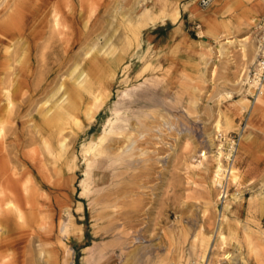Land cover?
Instances as JSON below:
<instances>
[{"label":"rangeland","instance_id":"1","mask_svg":"<svg viewBox=\"0 0 264 264\" xmlns=\"http://www.w3.org/2000/svg\"><path fill=\"white\" fill-rule=\"evenodd\" d=\"M14 5L0 27V264H264V94L244 85L256 15L240 9L230 44L186 26L178 56L161 45L169 26L145 29L159 18L147 0H0V25ZM219 133L239 137L226 199Z\"/></svg>","mask_w":264,"mask_h":264},{"label":"crops","instance_id":"2","mask_svg":"<svg viewBox=\"0 0 264 264\" xmlns=\"http://www.w3.org/2000/svg\"><path fill=\"white\" fill-rule=\"evenodd\" d=\"M147 2L151 3V8L149 10L155 11L159 18L145 27V29L155 25H158L160 28L169 26V28H164L160 34L161 45L163 49L176 51V55L178 56L180 55L183 44L185 45L187 41L190 43L193 41L185 32L186 26L193 27L195 24H202V34H204V36L210 39L221 38L223 36L232 37L228 38L231 40L226 39L224 42V44H230L235 37V31L230 26L233 25V21L241 18L239 13L240 9H246L248 16L245 21H249V18L253 17L251 14H255L258 19L264 15V0H217L216 2L213 1L214 3H212V5H209L214 6L216 3L217 7L203 10L198 8L195 3L196 0H147ZM175 9L179 12L176 21L171 17ZM220 16H224V18ZM235 40L242 45L241 42L247 40V37L236 38ZM196 48L199 49V47ZM245 49L247 54H249V51L252 49L250 53L252 54L253 46H251L249 42L245 45ZM175 60L173 64L180 65L186 63L183 58H176ZM192 61V65H195L197 63V58H194ZM3 176L4 175L0 171V179L3 178ZM2 183V180H0V193ZM3 202V198H0V205ZM10 203L11 205H8ZM6 205L13 206L12 199H8ZM86 247L83 248L84 252Z\"/></svg>","mask_w":264,"mask_h":264},{"label":"built area","instance_id":"3","mask_svg":"<svg viewBox=\"0 0 264 264\" xmlns=\"http://www.w3.org/2000/svg\"><path fill=\"white\" fill-rule=\"evenodd\" d=\"M209 0H201L202 5H207ZM195 29L198 30L199 26L195 25ZM253 44H254V59L250 66L247 68L244 76V85L248 87L249 84L253 86V91L250 97H254V100L258 95L264 94V15L257 19L253 27ZM217 148L215 149L216 155L219 156L222 162L223 169H227L234 166L235 154L239 137L237 134L223 135L219 133L216 136ZM221 153V154H220ZM224 172L225 178L227 172ZM224 176L222 184L219 187L220 198H227V190L224 187Z\"/></svg>","mask_w":264,"mask_h":264},{"label":"bare ground","instance_id":"4","mask_svg":"<svg viewBox=\"0 0 264 264\" xmlns=\"http://www.w3.org/2000/svg\"><path fill=\"white\" fill-rule=\"evenodd\" d=\"M14 6H15V7H14ZM14 6H13V7H14L13 12H14V13L9 17V20L7 19V21L1 23L0 27H5V28H7L8 26H10V24H12V22L14 21V18L17 17V15H18V10H17L18 7H16V5H14ZM22 6H23V5H22ZM176 6H177V3H176ZM20 8H21V7H20ZM174 8H175V7H174ZM178 13H179V12H177V9H175L174 12L172 13V19H173V20L176 21V19L178 18ZM7 14H8V13H7ZM145 15H146V13L143 12L140 16H138V17L136 18L135 21L142 19L143 17H145ZM7 16H8V15H7ZM122 17L125 19L126 22H128V23L130 24V26H132L131 29H130V32H131L133 35L136 36V34H135V33H136V27H135V25H134V22L132 21L133 18H131V14L129 13V11H127V12H125V13H122ZM126 24H127V23H126ZM127 25H128V24H127ZM110 40H111V39H110L109 37H108L106 40H104V41H105V45H107L108 47H109V42H110ZM107 46H106V47H107ZM243 50H244V49H243ZM251 50H252V49H251ZM251 50L249 51L250 53H251ZM250 53H249V54H250ZM253 53H254V52H253ZM249 54H247V51L245 50V55H249ZM252 55H253V54H252ZM244 58H245V57H244ZM253 58H254V57H253ZM111 61H112V60H111ZM73 73H74V72H73ZM82 73H83V72H82ZM80 76H81V73H79L78 75H76V77L74 78L75 81H77V80L80 78ZM78 81H79V80H78ZM79 82H80V81H79ZM248 87H249V88H248V91H253V86H252L251 84H249ZM249 89H250V90H249ZM143 95H144V94H143ZM64 97H65V96H64ZM258 97H259V96H258ZM257 99H258V98H257ZM243 100H244V99H243ZM256 101H257V100H256ZM243 102H245V101H243ZM247 102H248V101H247ZM60 104H61V103H57V104H56V107H58V108L61 107ZM140 109H141V108H140ZM152 110H153V109H152ZM134 113H135V112H134ZM138 113H139V111H138ZM143 113H144V112H143ZM145 113H147V112H145ZM151 113H152V111H151ZM139 114H140V113H139ZM148 114H150V113H148ZM152 114H153V113H152ZM152 114H151V116H152ZM156 114H159V112L156 113ZM156 114H155V115H156ZM134 115H136V114H134ZM140 115H141V114H140ZM153 115H154V114H153ZM155 115H154V116H155ZM143 116H145V114H144ZM92 117H93V116H91V114H90V112H89V113L87 114V118L90 120V119H92ZM138 117H139V116H138ZM145 117H146V116H145ZM157 117H158V116H157ZM115 118H116V117H115ZM140 118H141V117H140ZM148 118H149V117H148ZM116 119H117V118H116ZM128 119H129V118H128ZM136 119H137V118H136ZM165 119H166V118H165ZM117 120H118V119H117ZM117 120H116V121H117ZM149 121H150V120H149ZM117 122H118V121H117ZM125 122H126V121H125ZM139 122H141V124H142V121L139 120ZM169 122H170V121H169ZM110 123H111V122H110ZM114 123H115V122H114ZM119 123H121V122H119ZM133 123H134V122H133ZM162 123H163V122H162ZM171 123H172V122H171ZM112 124H113V123H112ZM125 124H126V123H125ZM141 124H140V125H141ZM130 125H131V124H130ZM140 125H139V127H140ZM143 125H144V123H143ZM173 125H174V124H173ZM173 125H171L170 123L164 121V126H166L169 130L172 129V126H173ZM111 126H113V125H111ZM131 126H132V125H131ZM135 126H136V125H135ZM117 127H119L120 129H122V128H123V125H122V128H121L120 126H117ZM124 127H125V126H124ZM139 127H138V128H139ZM141 127H142V126H141ZM173 127H174V126H173ZM103 128H104V127H103ZM119 128H118V129H119ZM131 128H132V127H131ZM131 128L129 127V129H131ZM138 128H137V129H138ZM167 128H166V129H167ZM143 129H144V128H143ZM153 129H154V128H153ZM158 129H159V128H158ZM145 130H146V129H145ZM159 130H160V129H159ZM124 131H125V130H124ZM133 131H134V130H133ZM139 131H140V130H139ZM107 132H108V131H107ZM116 132H118V131H116ZM140 132H142V128H141V131H140ZM143 132H145V131H143ZM114 133H115V132L112 131V132H111V135H115ZM126 133H127V132H126ZM126 133H124L123 130H121V132L119 131L118 134H117V133H116V134H117V136H118V135H119V136L122 135V137H123V135H124V138H125L126 141H127V140H129V136H126V135H125ZM130 133H132V132L130 131ZM138 133H139V132H138ZM107 134H108V133H107ZM107 134H106V135H107ZM109 134H110V132H109ZM127 134H128V133H127ZM140 134H141V133H140ZM140 134H139V135H140ZM143 134H144V133H143ZM143 134H142V135H143ZM100 135H101V134H100ZM102 135H103V134H102ZM137 135H138V134H137ZM104 136H105V134H104ZM115 136H116V135H115ZM115 136H114V137H115ZM99 137H100V136H99ZM131 137H132V135H131ZM135 137H136V135H135ZM139 137H140V136H139ZM100 138H101V140H102V137H100ZM120 138H121V137H120ZM120 138H119V139H120ZM140 138H141V137H140ZM117 139H118V138H117ZM130 139H131V138H130ZM101 140H100V141H101ZM133 140H134V141H135V140L137 141L138 139L136 138V139H133ZM117 141H118V140H117ZM117 141H116V139H114V138H110L109 141H108V144H107V145H108V148H111L112 143H113V144H114V143H117ZM122 141H123V140H122ZM126 141H124V144H125ZM101 142H103V141H101ZM104 142H105V141H104ZM104 142H103V143H104ZM129 142H130V143H129ZM129 142H126V143H128L129 145L132 146L133 144L131 143V140H130ZM103 143H102V145H103ZM119 143H120V142H119ZM122 143H123V142H121V145H123ZM136 143H137V142H136ZM100 144H101V143H100ZM107 145H106V146H107ZM117 145H118V144H117ZM119 145H120V144H119ZM129 145H128V148H129ZM134 145H135V144H134ZM99 146H100V145H99ZM115 146H116V145H115ZM115 146H113V147H115ZM124 146H125V145H124ZM83 147H84V146H83ZM88 147H89V146H88ZM95 147H96V146H95ZM95 147H94V148H95ZM117 147H119V146H117ZM139 147H140V146H139ZM94 148H93V149H94ZM115 148H116V147H115ZM119 148H122V147H119ZM128 148H127V150H126V148H125V150L128 151ZM89 149L91 150V147H90ZM103 149H104V148H103ZM103 149H101V150L103 151ZM106 149H107V148H106ZM120 150H121V149H120ZM129 150L132 151L131 148H130ZM92 151H93V150H92ZM98 151H99V150H98ZM107 151H108V150H107ZM131 151H130V152H131ZM94 152H95V151H94ZM103 152H104V151H103ZM103 152H102V153H103ZM118 152H119V151H118ZM130 152H129V153H130ZM133 152H134V151H133ZM116 153H117V152H116ZM116 153H115V154H116ZM131 153H132V152H131ZM142 153H144V152H142ZM100 154H101V153H100ZM132 154H133V153H132ZM144 154H145V153H144ZM220 154H221V153H220ZM93 155H94V154H93ZM93 155H92V156H93ZM96 155H97V154H96ZM104 155H105V152H104V154H103L102 156H104ZM117 155H118V156H117ZM141 155H143V154H141ZM141 155H140V156H141ZM122 156H123V155H122ZM133 156H135V155H133ZM137 156H138V155H137ZM140 156H138V157H140ZM105 157L108 158L106 155H105ZM111 157H112V156H111ZM113 157H114V155H113ZM115 157H117V159H119L120 161H124V160H125L123 157H121V154H120V156H119V154H116ZM115 157H114V158H115ZM93 158H94V157H93ZM101 158H102V157H101ZM103 158H104V157H103ZM103 158H102V159H103ZM114 158H113V159H114ZM218 158H219V157H218ZM91 160H92V159H91ZM111 160H112V159H111ZM115 160H116V159H115ZM115 160H114V161H115ZM119 160H118V161H119ZM133 160H134V158H133ZM144 160H145V159H144ZM118 161H117V162H118ZM134 161H135V160H134ZM217 161H219V159H218ZM87 162H88V161H87ZM101 162H103V161L101 160ZM125 162H126V161H125ZM125 162H124V163H125ZM138 162H139V161H138ZM90 163H91V162H90ZM105 163L107 164V162H105ZM113 163H115V162H113ZM126 163L129 164V162H126ZM143 163H144V162H143ZM94 164H95V163H94ZM130 164H131V161H130ZM100 165H101V164H100ZM123 165H124V164H123ZM134 165H135V164H134ZM97 166H98V165H97ZM106 166L109 167L108 165H106ZM110 167H111V166H110ZM114 167H115V166H114ZM127 167H129V166H127ZM103 168H105V167H103ZM116 168H117V167H116ZM130 170H131V169H130ZM227 170L230 172V178H231L232 180H234V179H235V173H234V170H233V165H232L231 167H229ZM110 171H111V170H110ZM115 171H116V170H115ZM225 171H226V170L223 169L222 165H220V164L218 163L217 171H215V173H214V174H216L215 177H216V178H220V175H222V173H224ZM228 171H227V172H228ZM111 173H112V172H111ZM110 175H111V174H110ZM87 177H88V176H87ZM222 177H223V176H222ZM227 177H228V176H227ZM118 178H119V177H118ZM224 178H225V177H224ZM135 179H136V178H135ZM214 179H215V178H214ZM113 182H114V180H113ZM113 182H112V184H113ZM216 182H217V181H216ZM217 183H218V182H217ZM81 184H82V183H81ZM89 184H90V183H89ZM117 184H118V183H117ZM114 185H115V184H114ZM83 189L86 190L85 187H84ZM81 192H82V191H81ZM81 194H82V193H81ZM83 194H84V193H83ZM95 194H96V193H95ZM116 194H117V193H116ZM85 195H86V194H85ZM98 196H99V195H98ZM84 197H85V196H84ZM256 197H257V196H256ZM106 202H107V201H106ZM104 204H105V203H104ZM107 206H108V205H107ZM227 207H228V206H227ZM226 209H227V208H226ZM227 210H228V209H227ZM112 232H113V231H112ZM219 232H220V230H219ZM110 233H111V231H110ZM217 233H218V232H217ZM220 233H221V232H220ZM113 234H114V233H113ZM124 234H125V233H124ZM218 234H219V233H218ZM111 235H112V234H111ZM119 235H120V234H119ZM114 236H115V235H114ZM116 236H117V235H116ZM222 236H223V235H222ZM122 237H123V235H122ZM122 237L120 236V238H122ZM185 238H186V237H185ZM219 238H220V237H219ZM222 238H224V237H222ZM113 239H116V237L113 238ZM113 239H112V240H113ZM134 239L137 240L136 238H134ZM194 240H195V239H194ZM108 241H109V240H108ZM138 241H139V240H138ZM138 241H137V242H138ZM120 242H121V241H120ZM122 242H123V241H122ZM116 243H117V242H116ZM111 245H112V244H111ZM118 245H119V244H118ZM122 245H123V243H122ZM123 246H124V245H123ZM123 246H122V247H123ZM108 248H109V246H108ZM111 248H112V247H111ZM139 248H140V247H139ZM97 249H98V248H97ZM112 249H113V248H112ZM95 250H96V249H95ZM98 250H99V249H98ZM146 250H147V249H146ZM89 251H90V250H88L86 253L89 254ZM91 251H92V250H91ZM91 251H90V253H92ZM131 251H132V250H131ZM135 251H136V250H135ZM93 252H94V251H93ZM104 253H105V252H104ZM126 253H127V252H126ZM133 253H134V252H133ZM138 254H139V253H138ZM89 255H90V254H89ZM133 256H134V255H133ZM137 256H138V255H137ZM140 256H141V255H140ZM90 259H91L90 257H88V256L86 257V259H85L86 264H92L91 261H90ZM144 259H145V258H144ZM146 259H147V257H146ZM91 260H92V259H91ZM124 260H126V259H124ZM124 260H123V262H124ZM162 260H163V259H162ZM101 261H102V260H101ZM101 261H100V262H101ZM120 261H121V260H120ZM153 261H154V260H153ZM97 262H98V261H97ZM147 262H148V260H147ZM159 262H160V261H159ZM121 263H122V262H121ZM153 263H154V262H153ZM162 263H163V262H162ZM167 263H168V262H167ZM93 264H94V263H93ZM142 264H143V263H142ZM155 264H156V263H155Z\"/></svg>","mask_w":264,"mask_h":264}]
</instances>
